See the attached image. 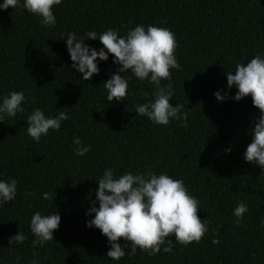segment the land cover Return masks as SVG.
Segmentation results:
<instances>
[{
    "label": "trees",
    "instance_id": "obj_1",
    "mask_svg": "<svg viewBox=\"0 0 264 264\" xmlns=\"http://www.w3.org/2000/svg\"><path fill=\"white\" fill-rule=\"evenodd\" d=\"M52 10L56 24L47 28L23 8L0 11V96L25 95L24 111L0 122V179L17 180L16 197L0 206V264H31L34 254L39 264H264V173L243 160L259 110L250 95L222 102L213 95L226 89V71L264 50V0H62ZM138 24L175 34L181 68L170 70L169 103H184L187 127L181 121L156 125L137 115L135 106L152 98L154 86L130 73L124 74L125 100L109 102L102 85L118 68L111 54L88 81L71 68L67 32L83 37L113 28L125 35ZM85 43L103 47L99 40ZM35 108L45 115L63 111L70 119L34 142L25 121ZM74 136L89 146L84 156L74 153ZM106 168L117 175L150 170L183 180L199 201L197 215L209 222L208 231L187 246L167 237L170 253L138 250L129 256L126 249L123 258L111 260L107 238L85 226ZM240 201L248 211L237 222L233 209ZM37 210L56 211L61 219L54 240L33 248L29 223ZM17 231L25 241L9 245Z\"/></svg>",
    "mask_w": 264,
    "mask_h": 264
},
{
    "label": "clouds",
    "instance_id": "obj_2",
    "mask_svg": "<svg viewBox=\"0 0 264 264\" xmlns=\"http://www.w3.org/2000/svg\"><path fill=\"white\" fill-rule=\"evenodd\" d=\"M62 0H3L0 11L8 8H23L40 19L43 27H54L56 17L53 7L60 5ZM65 44L71 68L80 73V78L88 81L99 73L98 62L107 61L109 54L112 63L118 65L115 73L103 82L107 92V100L114 99L118 103L125 100L130 75L140 81L154 86L152 98L135 106L137 115L147 117L156 125H168L171 121H181L187 127L188 113L184 111V103L172 106L169 101L174 97L170 70H180L181 65L174 55L177 47L175 34L167 28L156 25H141L129 29L125 35L118 30L108 28L102 32L88 31L83 37L75 32H67ZM99 40L103 46L93 48L85 43V39ZM226 89L213 93L217 102L227 99L240 101L250 95L252 105L259 110L249 128L250 142L243 152V160L258 166L264 173V50L257 52L246 63H236L234 71H226ZM168 81L161 84V81ZM235 88V94L228 93ZM145 95H147L145 93ZM25 95L22 91H10L0 96V122L5 117H15L24 111ZM70 119V115L57 111L55 115H45L40 108H35L27 116L26 132L34 142H39L49 130L58 131L61 122ZM74 153L84 156L90 151L78 136L72 140ZM231 149H225L230 151ZM95 189V200L90 202L85 212L91 217L85 222L86 227H94L107 238L109 245L106 256L111 260H120L126 254L132 256L136 252L146 251L148 255H156L163 251L173 250L172 240L183 246L192 242L198 243L208 231L209 222L197 215L200 209L199 201L192 196L183 180L174 179L165 172L156 174L125 172L115 174L112 168H106L99 177ZM17 194L16 179H0V206L14 200ZM44 200L49 199V193H41ZM248 211L245 202L240 201L233 209L237 222ZM60 215L54 211L43 215L39 210L30 217L29 228L34 239L31 247H43L48 241H53V231L57 230ZM264 227V220L261 221ZM119 238L129 243L121 244ZM26 237L22 232H16L9 237L10 244H23ZM214 245L219 244L213 239ZM163 246V247H162ZM19 261V257H17ZM31 264H39L35 254Z\"/></svg>",
    "mask_w": 264,
    "mask_h": 264
}]
</instances>
